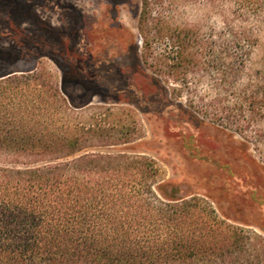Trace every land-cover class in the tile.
<instances>
[{
	"label": "rangeland",
	"instance_id": "obj_1",
	"mask_svg": "<svg viewBox=\"0 0 264 264\" xmlns=\"http://www.w3.org/2000/svg\"><path fill=\"white\" fill-rule=\"evenodd\" d=\"M142 3L0 0V68L16 70L28 92L38 86L64 99L56 127L99 130L67 159L125 153L153 160L156 178L178 186L180 196H210L239 222L233 225L264 238L258 227L264 228V204L237 206L228 198L257 193L264 201V138L246 126L243 140L204 118L207 104L214 117L234 95L215 85L218 70L196 67L186 54L196 38L205 44L203 60L210 42L219 45L226 26L219 2L156 0L151 16H141ZM250 20L258 42L245 60L240 84L257 73L264 76V17L258 24ZM177 50L184 55L181 63L173 60ZM234 120L226 116L223 122L235 127ZM31 161L36 158L0 152V164Z\"/></svg>",
	"mask_w": 264,
	"mask_h": 264
},
{
	"label": "trees",
	"instance_id": "obj_2",
	"mask_svg": "<svg viewBox=\"0 0 264 264\" xmlns=\"http://www.w3.org/2000/svg\"><path fill=\"white\" fill-rule=\"evenodd\" d=\"M155 1L142 0L141 16H151ZM209 2H219L225 33L219 45L209 43L204 60L198 38L186 54L194 66L218 70L215 85L234 96L214 117L207 104L204 118L243 140L249 126L264 138V76L238 81L258 42L250 19L258 24L264 17V0ZM173 60L181 63L184 55L177 50ZM16 72L0 68V152L36 161L0 164V264H264L259 233L233 225L237 220L210 196H180L178 186L156 178L153 160L125 153L67 159L99 130L56 127L64 99L38 86L28 92ZM226 116L235 127L224 124ZM228 198L237 206L264 204L257 193Z\"/></svg>",
	"mask_w": 264,
	"mask_h": 264
}]
</instances>
